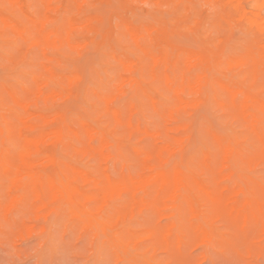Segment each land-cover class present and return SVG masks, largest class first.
Here are the masks:
<instances>
[{
	"label": "rangeland",
	"instance_id": "374dc122",
	"mask_svg": "<svg viewBox=\"0 0 264 264\" xmlns=\"http://www.w3.org/2000/svg\"><path fill=\"white\" fill-rule=\"evenodd\" d=\"M12 1H18L19 4L16 2L18 5L13 7L9 3L2 2L1 9L4 10L6 18L16 26H31L37 20L38 22L41 20L42 17L38 18L35 11L36 5H42L41 0ZM74 1L54 0V10L50 12L51 17L41 27L42 31L46 32L45 29H47L49 32L56 28L64 29L71 23L72 26L78 28L82 25L83 29L82 26L80 29L73 27L75 30L72 38L73 48L64 47L59 43V47L41 52L39 49L25 44L14 31H6L7 41L0 43V99L6 105L10 117H14L15 110L21 111L22 107H17L13 103L5 92L6 89L15 91L22 104L27 101L25 104L29 105V112L35 115H32L33 117L39 115L47 118L59 110H66L68 111L69 124L74 125L73 127L77 130L80 129L79 119L90 118L87 121H98L100 127L110 125L111 129L115 128L118 132H124L123 127L116 126L110 117L103 114L102 105L92 97L94 88L99 86L102 93H108L115 89V82L119 75L127 76L118 67V64L107 56L108 53L113 49L117 51L129 49L128 57L124 60H136V54L132 51L133 44L131 46H122L121 44L126 35L121 30L118 21L125 22L127 28L135 26L141 31L154 29L156 38L158 32H170L172 36L169 40L163 37L157 38L154 43L155 48L154 46L152 48L158 53L156 46L159 43L168 46L165 54L166 59L169 62L177 60V64L181 67L187 63L185 59L189 51L199 53L207 49L212 52L213 56L226 63L232 56L245 55L254 40L261 38L257 28L251 30L249 24L246 27L245 21H248L244 17H240L241 14L233 10V7L230 4L227 5L224 0L217 3L212 2L213 5L211 2L209 4L203 0H183L182 4L186 5L182 8L181 14L177 13L174 8L167 7L173 3L182 5L175 3L174 0H113L114 2L112 0H88L81 8H78ZM250 4V0H244L247 11H251ZM116 5L132 6L113 8ZM144 5H155V7H145ZM260 8L253 11L258 13L256 14L258 17H255L256 20L264 25V5ZM44 9L43 7L41 14L44 13ZM139 12L144 17H151V21L140 24L131 22L130 18ZM59 15L61 17H58ZM192 16L198 17L194 25L186 26L182 23ZM88 22L93 25L90 33L87 32L86 25L84 26ZM183 30L184 32H182ZM245 36L248 37L246 41ZM97 38L100 40L97 41ZM188 44L190 45L188 46ZM75 45H79V48ZM248 70V67H242L235 74L240 78H245ZM75 71L82 73L83 81L79 87L80 96L69 102L66 101L64 95H61V89L67 86L66 82L62 80V83L58 84L48 83L42 90L45 95L42 97L43 94L38 93L32 76L36 74L49 77L53 72L61 77H66ZM211 71L212 73H210ZM157 72L158 75H163L165 69L162 67ZM217 72L216 69H212L207 72V75L209 74L208 76L213 78ZM101 73L102 75L104 73V77ZM224 74L228 77L234 75L227 68L224 69ZM256 82L261 98L264 99V71ZM155 85L163 94L161 105L158 109H154L148 102H145L140 106V112L135 118V124L141 123L144 134L140 136L125 135L119 141L112 142L105 151L106 155L110 157L107 162L100 163L92 156H86L75 150L77 146L82 148L84 137L81 140L70 139L62 146L54 143L50 147V152L61 158H70L74 165L84 163L92 171L105 170L114 178H118L122 173L139 175L143 173L142 167L131 146L137 144L145 150H152L160 145L164 146L167 142L175 145L176 139L185 137L184 130L178 131L177 127L188 125L192 130V139L178 158L182 154L186 155L191 161V167H193L191 169L194 171L195 168V173L198 174L195 175L200 183L207 184L211 188H216L218 185L227 186L231 194L244 185L243 188L258 193L264 200V180L261 176L264 158L255 156L254 148L250 147L244 150L245 153L243 151L239 153L237 160L231 161L233 164L221 162L213 147L211 138L213 132L222 134L242 132L249 136L248 143L250 145L257 142L251 129L241 117L234 113L233 108H229L230 110L222 108L213 98L202 101L198 95L187 94L185 98L188 100H201L198 102L196 110L188 108L175 120L166 122L163 114L170 108L169 104L173 103L174 95L169 92L163 81H158ZM36 90L37 92H35ZM205 91L227 99L225 91L216 84L208 86ZM51 92L52 94L56 93L57 97L54 94L51 96ZM130 97L131 93H128V96L118 98L117 106H115L124 110ZM203 143H207L216 155L213 156V161L209 166H206L199 156V150ZM93 144L99 146V141L95 140ZM172 165L168 164L166 168L171 169ZM220 169L222 170L221 175H225L222 178L215 175ZM242 169L243 175H241ZM231 171L235 176L229 179ZM45 173H50L49 168L45 169ZM227 176L228 178H226ZM79 184L83 190H91L86 183L80 181ZM9 185L10 181L0 178V264H87L89 261L99 262L110 259H127L137 262V264L139 262H143V264H234L236 261H244L245 264H264V208L257 212L259 220L251 212L247 218L238 216L236 212L234 214L228 212V215L227 212L220 211L210 199L199 194L196 201L203 208L202 219L207 222L209 227L212 226L210 239L205 245H201L197 243L195 237H192V222L195 214L193 215L194 212L192 213L186 205L182 211L171 207L157 211L149 206H139L127 216L123 229L130 235L131 250L136 244L143 245L141 251H146L143 256L136 255L135 250L124 252L115 249L109 239L108 243L101 247L93 232L86 230L81 223L76 221L69 210L51 205L50 202L36 203L27 196L20 197V201H15L13 198L16 194L9 192ZM149 198L153 199L154 195ZM245 199L244 194L238 197L236 204L238 209L242 207ZM127 204V197L116 199L112 204L111 213L125 208ZM172 222L177 223L173 224L177 230L178 228L183 229L186 234V238L181 243L178 241L176 233L167 241L163 238ZM154 232H161L162 240L156 239L153 236ZM101 234L106 235L103 232ZM133 257H136L137 260H134Z\"/></svg>",
	"mask_w": 264,
	"mask_h": 264
},
{
	"label": "bare ground",
	"instance_id": "6f19581e",
	"mask_svg": "<svg viewBox=\"0 0 264 264\" xmlns=\"http://www.w3.org/2000/svg\"><path fill=\"white\" fill-rule=\"evenodd\" d=\"M85 1L88 0H75L74 4L81 8L86 3ZM174 1L182 4L183 0ZM203 1L210 4V2L217 3L220 0ZM224 1L227 5L230 4L233 10L240 13V17H244L248 21H245L246 27L249 24L251 30L257 28L256 30L261 34V29L264 25L256 20L255 17H258L256 16L258 13H254L253 10L263 7L264 3H262V0H250L251 11H247L244 6V0ZM2 2L9 3L13 7L19 4L18 1L0 0V43L7 41L6 31L12 30L25 44L39 49L41 52H47L60 45L73 48L72 38L75 31L73 27L75 26H72V23L64 29L56 28L49 32H47V29H45L46 32L41 30L45 21L51 17L50 12L54 10V0H41L40 2L45 8L44 13L39 16L42 17L41 20L39 22L37 19V21L32 20L36 22L31 26L23 25L21 27L16 26L6 18L4 10L1 9ZM112 2L114 1L112 0ZM202 4L204 6L203 2ZM57 6L59 9L58 4ZM60 15L58 17L62 16ZM85 25L87 32L90 33L93 29L92 23L88 22ZM81 26L79 28L76 27L80 29ZM155 32L154 29L141 31L140 28L138 29L135 26H128L127 32L124 33L133 42L132 51L136 54V60H124L128 57L129 49H124L123 51L113 49L107 56L116 62L127 76L119 75L115 82V89L108 93H102L99 86L93 89L92 97L102 105L103 114L110 117L116 126L123 127L124 132H118L115 128L113 130L110 125L108 127H100L98 121H87L90 118H87V120L79 119L80 129L77 130L73 127L74 125L69 124L68 111L66 110H59L47 118L39 115L33 117L32 115L34 114L29 112V105L25 104L27 101L22 104L18 100L15 91L6 89L5 92L10 96L13 103L17 107H22L21 111L15 110L14 117H10L6 105L0 99V178L10 181L9 192L19 196L9 197L15 201H20V197L27 196L36 203L46 204L50 202L51 205L69 210L74 219L81 223L86 230L92 231L96 237L101 232L105 233L115 249L124 252L135 250L137 252L136 255L141 254L143 256L146 253L145 250L141 251L143 245L136 244L133 247L134 249L131 250L130 235L124 232L123 229L127 216L139 206H149L157 211H162L169 207L182 211L184 205H186L192 213L194 212L193 215L195 214L196 218V222H192V237H195L197 243L201 245H205L210 239V228L212 226L209 227L207 222L202 219L203 208L196 201L199 194L210 199L220 211L227 212V214L228 212L232 214L236 212L238 216L243 218H247L251 212L259 220L257 212L264 208V200L258 193L247 191L246 188H243L244 185L238 191L234 190V193L231 194L227 186L218 185L216 188H211L197 180L195 168L194 171L191 169L193 168L191 167V161L188 160L186 155L182 154L178 158L192 139V130L188 125H179L177 127L178 131L184 130L185 137L176 139L175 145L167 142L164 146L160 145V147L152 150H145L137 144L131 146L142 167L143 173L139 175L122 173L118 178H114L105 170L92 171L84 163L74 165L70 158H61L57 154L50 152V147L54 143L62 146L70 139L78 138L81 140L84 137L82 148L77 146L75 150L86 156H92L100 163L107 162L110 157L106 155L107 152L105 153V151L112 142L119 141L125 135L140 136L144 134L141 123L135 124V118L140 112V106L144 105L145 102H148L154 109H158L161 105L163 94L155 84L158 81H163L169 92L174 95L173 103L169 104L170 108L168 107L169 109L163 114L166 122L175 120L179 114L188 108L196 110L198 102L201 100L213 98L222 108H227V110L233 108L234 113L246 122L257 140L255 144L250 145L248 143L249 136L242 132L227 134L213 132L211 134L213 147L217 151L220 161L230 163L231 161H236L237 155L250 147L254 148L253 153L255 156L264 158L261 150L264 99L261 98L256 82L264 71V47L261 45V38L254 40L245 55L232 56L226 63L220 58L213 56L212 52L207 49L199 53L189 51L185 59L187 63L181 67L177 64V60L169 62L166 59L165 54L168 46L159 43L156 46L158 47V53L152 48L157 38L161 39L163 37L169 40L172 34L168 31L158 32L156 38L154 36ZM99 40L97 38V41ZM59 43L61 44L59 45ZM76 47L79 48V45ZM162 67L165 72L163 75H158L157 71L162 69ZM242 67L249 68L245 78H240L235 74ZM225 68L234 75L228 77L224 74ZM212 69H216L218 72L216 76L210 78L207 72ZM105 72L107 73V70ZM32 76L38 93L43 94L42 90L48 83L58 84L62 83L63 80V82L67 83V86L61 89V95H64L66 101H72L80 96L79 87L83 81V75L79 71H75L66 77H61L53 72L49 77L37 76L36 74ZM102 76L104 77V73ZM214 84L225 91L227 99L220 97L218 94L212 95L210 91H205V88ZM128 93H131V97L127 101L125 109L117 108L116 101L118 98H124L128 96ZM53 94L56 95V93ZM53 94L51 92V96ZM187 94L198 95L201 100H188L185 98ZM43 96L45 95L43 94ZM116 128L119 129L118 127ZM95 140L99 141V146H94ZM199 156L204 164L209 166L213 161V156L216 155L211 151L207 143H203L199 150ZM168 164H173L171 169L166 168ZM46 168H49L50 173H45ZM221 172L222 170L220 169L215 175L222 178L225 175H221ZM231 172L229 179L235 176ZM80 181L89 185L91 190H83L79 184ZM242 194L246 196V199L243 201L242 207L238 209L236 204L238 197ZM152 195H154V198L150 200L149 197ZM122 197L128 198V204L125 208L111 213L113 202ZM175 222H172V225L170 224L171 226L163 235V238L167 241L176 233L178 241L181 243L186 238V234L183 229L178 228L177 230L173 225L177 224ZM153 236L158 240H162L161 232H154ZM138 239L140 240L139 237ZM133 259L137 260L136 257H133Z\"/></svg>",
	"mask_w": 264,
	"mask_h": 264
},
{
	"label": "snow or ice",
	"instance_id": "6c2138e0",
	"mask_svg": "<svg viewBox=\"0 0 264 264\" xmlns=\"http://www.w3.org/2000/svg\"><path fill=\"white\" fill-rule=\"evenodd\" d=\"M262 3H264V0H262ZM131 6L132 5H116L113 7L119 8V7H131ZM144 6L145 7H155V5H144ZM43 7H44L43 5H36L35 6V11H36L38 18L41 14V10ZM167 7H172L175 9V11L177 13H180L184 6L183 5H169ZM229 7H231V6H229ZM151 19H152L151 17H144L141 13H136L130 18L131 22L136 23V24L148 23L151 21ZM165 19H167V17H165ZM197 19H198L197 16H192L188 20L182 21V23L186 26L187 25H194ZM118 23L121 26V30L124 32H127V24L123 21H118ZM46 27H48V25H46ZM244 39L246 41L248 39V37L245 36ZM132 43L133 42L131 41L130 37H127V36H125L121 41L122 46L123 45L131 46ZM261 45H262V47H264V27H262V29H261ZM261 150H262V155H264V114H262V124H261ZM241 175H243V169L241 170ZM261 176H262V180H264V168H262ZM193 222L194 223L196 222V218H193ZM96 240L101 245V247H104L108 243V238L106 235H100V236L96 237ZM202 251H203V249H202ZM87 264H137V262L129 261L127 259H124V260L110 259V260L99 261V262L89 261V262H87ZM139 264H143V262H139ZM234 264H245V262L244 261H236V262H234Z\"/></svg>",
	"mask_w": 264,
	"mask_h": 264
}]
</instances>
